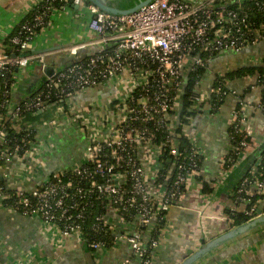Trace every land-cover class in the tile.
I'll list each match as a JSON object with an SVG mask.
<instances>
[{
	"label": "built area",
	"instance_id": "obj_1",
	"mask_svg": "<svg viewBox=\"0 0 264 264\" xmlns=\"http://www.w3.org/2000/svg\"><path fill=\"white\" fill-rule=\"evenodd\" d=\"M61 1L78 6L86 4V0ZM215 1L153 0L125 15L106 13L92 3L87 4L93 15L89 27L95 35L92 44L97 48L90 53L94 56L66 71L55 73L48 81L49 90L54 84L61 85V112L70 107L88 136L85 157L79 166L56 171L51 174L52 178L49 175L42 182L36 181L26 168L33 185L15 188L13 195L7 192L6 189L11 188L7 183L1 185V205L4 200H11L16 206L5 207L15 211L21 207L20 213L40 217L59 227L53 219H74L69 213L77 205L68 203L72 198L70 189H75L81 196L95 191L97 198L106 202V212L97 216L95 226L108 231L114 239L110 246L93 240L88 244L91 251L95 254L109 251L125 242L141 264H152L158 240L152 239L150 229L155 227L158 219L167 220V213L184 197L188 181L200 176L198 157L201 158L203 151L190 132L192 116L181 115L189 74L207 64L202 54L241 52L264 40L259 31L251 35L244 19L239 20L233 10L214 7ZM24 28L35 36L32 25ZM12 42L19 44L21 51H26L31 43L19 38H13ZM89 43L71 46L68 52L73 58L78 57ZM44 62V56L25 54L9 57L0 45V70L13 65L21 72L33 64L43 66ZM1 76L0 72V108L8 107L9 97L15 92L18 82L15 76L11 88L4 89L6 85ZM202 80L197 81L199 96L196 107L208 102L214 94H221V99H226L229 92L220 86L206 90L201 87ZM110 82H124L128 85L127 92L102 109L76 104V96L80 93L100 89ZM260 88L264 89V84ZM44 100V95L39 93L26 101L23 109L41 114L45 109ZM258 107L262 108L260 104ZM23 109L13 106L8 118L0 112L1 144L7 145L3 121L11 118L20 122ZM243 111V107L235 109L233 123L237 131L252 137L251 128L243 123ZM15 127L19 129L18 124ZM182 140L187 142L183 150L180 149ZM33 148L15 145L2 149L0 159L4 160V165L0 167V176L8 175L5 165L14 160L32 159ZM250 149L251 146L246 145V150ZM243 157L245 154L228 169L222 166L223 171L235 168ZM255 171V167L252 168V174L255 175ZM67 173L86 179L89 190L84 191L72 179L64 180ZM254 191L264 194V179L242 180L229 211L248 214L255 211L254 207L246 208L248 199L243 196ZM76 217L80 219L84 215L79 213ZM61 230L66 235L76 233L83 242L79 225H69ZM123 264H129V260Z\"/></svg>",
	"mask_w": 264,
	"mask_h": 264
},
{
	"label": "crops",
	"instance_id": "obj_2",
	"mask_svg": "<svg viewBox=\"0 0 264 264\" xmlns=\"http://www.w3.org/2000/svg\"><path fill=\"white\" fill-rule=\"evenodd\" d=\"M41 1L44 0H0V45L14 25ZM92 18L86 4L71 3L53 9L48 23L35 34L26 54L44 56V65L53 66L57 72L69 61L94 52L97 48L92 44L95 35L89 27ZM82 42L90 43L73 58L69 47ZM263 60L264 40H259L241 52L220 54L209 63L201 82L206 90L213 87L216 76L232 71H239V74L226 79L229 93L217 110L210 101L202 106L195 105L199 112L192 117L190 132L203 151L200 178L188 181L179 205L167 213L165 225L159 230L152 264H181L204 243L235 227L231 226L230 218H226V210L230 209L234 190L247 172L250 159L243 157L227 172L222 166L233 149L230 127L235 109L243 107V123L251 128L255 147L264 146V113L258 107L261 88L256 84L257 73H241L248 66L262 64ZM44 77L48 78L43 66L38 64L21 71L17 76L15 97L21 98L23 94H18V90L24 92L26 85H33ZM127 86L124 82H110L100 89H88L76 96V104L102 109L121 98ZM42 117L32 159L14 160L5 165L8 175L0 176L11 189L33 185L28 178L30 172L36 181L42 182L56 171L82 164L89 139L70 107L62 113L59 104L50 105ZM26 168L30 172L26 173ZM204 186L212 187V191L204 192ZM116 224L121 229V225ZM87 253L92 255L94 264H123L127 259L129 264H141L125 242L95 254L86 250L76 233L66 235L58 226L40 217L24 215L0 203V264H88ZM197 264H264V226L215 249Z\"/></svg>",
	"mask_w": 264,
	"mask_h": 264
},
{
	"label": "trees",
	"instance_id": "obj_3",
	"mask_svg": "<svg viewBox=\"0 0 264 264\" xmlns=\"http://www.w3.org/2000/svg\"><path fill=\"white\" fill-rule=\"evenodd\" d=\"M71 3H67L61 0H44L39 2L37 5H35L18 23L14 25V27L11 29L9 33L3 38L2 40V47L5 50V52L8 54L9 57L15 58L20 55H25L27 51H21L18 49L20 47L19 44L12 42L13 38H19L22 40H29L32 41L34 36L30 35L29 32H27L24 28L25 25H32L33 30L35 31V34L44 27L48 21L51 12L55 8H59L61 6L69 5ZM90 4L88 0H86V5ZM214 7H224L229 10H233L237 13V18L239 20H243L245 22V25L247 26V29H249V32L251 35H253L254 31H259L262 35V38L264 39V28H262V25H264V5L263 0H217L213 4ZM42 18V19H39ZM93 54H85L80 58V60H72L69 61L68 64H65L62 66L56 73L59 74L63 71H66L67 68L72 67L75 64H80L83 62L88 61ZM219 54H212V55H206L202 54V57L207 60V64L204 67H201L197 69L196 71L189 74L186 86H185V93H184V104L183 109L181 111V115H189V116H196V114L199 112V109L195 108V105L197 104V99L199 94L197 93L198 85L197 81H200L203 79L204 74L209 66V63L215 59ZM77 60V61H76ZM245 71H241V73H247V74H253L254 71H256V84L260 87L264 84V60L263 63L260 65H257L255 67L248 66L244 68ZM0 72L2 73L1 80L6 87L4 89L11 88V85L15 81V76H18L20 71L17 69L16 66L13 65H7L4 66ZM239 74V71H232L228 72L227 75L224 76H216L213 81V87H221V89L225 92H229L228 87L226 86V82L229 77L235 78L236 75ZM229 80V79H228ZM48 81L49 77H44L40 80H38L33 85H26V88L24 92L22 93L23 97L16 98L14 93H11L9 97L8 107H1L0 112L4 114V116H7L9 112L12 110L13 106H20L22 109L24 108V104L26 101L32 100L37 94L42 93L45 97L44 103H45V109H47L48 106L53 105L56 106L60 104V97H59V91L60 86L54 84L53 88L49 90L48 87ZM222 95H216L214 94L211 99L209 100L211 105L213 106L214 110H217L221 103L224 102L225 99H221ZM204 103H200V106H202ZM262 106V111L264 113V89L261 90V98L260 103ZM68 108V106H66ZM238 108V107H237ZM43 111V112H44ZM22 120L20 122H16L14 119H7L5 118V121H3V127L5 131L7 132V145L0 143V152L5 147H13L15 145H20L21 147L28 148L30 146H33L35 143V135L37 132V126L40 122H42L43 118L42 113L38 114L35 112H31L28 110H22ZM16 124L19 125V129H17L15 126ZM230 137L231 141L233 143V149L230 151L228 156H226L223 167L228 169L231 167L239 158L241 155H244L248 159V170L244 174L242 178H240V182L246 178H248L250 181H253L256 177L258 179H264V146L262 147H255L254 141L252 137L245 135L244 133H240L236 130V125L233 123L230 127ZM245 144V145H244ZM246 145L251 146L250 150H246ZM8 146V147H7ZM187 146V142L185 140H182V144H180V149L183 150ZM251 152V150H253ZM251 157V158H250ZM244 158V159H245ZM198 163L201 165L202 161L201 158L198 157ZM4 165V160L0 159V167ZM255 167V175L252 174L251 170ZM52 178V175H51ZM50 178V179H51ZM72 179L74 183L80 184L84 191L89 190L88 181L86 179H82L80 176L77 175H71V173H67L64 180ZM200 178V176H199ZM239 182V183H240ZM5 185L4 179H0V186ZM239 185V184H238ZM43 187V186H42ZM208 188V189H207ZM8 193L11 195L14 194L13 189L7 188L6 189ZM72 198L68 201L69 205H77L76 208L70 209L69 215H72L74 219H53V222H57L59 224V227L63 230L69 225L73 226L74 224H77L81 227L82 232V238L83 243L87 251H91L90 246L88 244L92 242L93 240L97 241H103L108 246L112 245L113 237L112 235L102 229L96 228L97 223V216L103 215L106 212V202L102 198H97V193L91 192L85 196H81L77 194L76 190L71 188L70 189ZM204 192H211L212 187H206L204 186L203 189ZM237 192V188L234 190V193ZM248 199L247 207L248 209L254 207L255 211L252 213H246L245 211L240 212H230L228 209L226 210V213H228V217L231 220V226H237L240 225L247 220L251 219L253 216H255L259 210L264 211V206H260L261 201L264 199V194L260 193L258 191H254L251 194L244 195ZM16 206L11 200H4L3 206ZM17 211L21 212V207L16 208ZM82 213L84 217L78 219L76 216ZM166 219H158L156 222V225L154 228L150 229V235L152 239L158 240V234L159 230L164 227ZM97 229V231H96ZM92 252V251H91Z\"/></svg>",
	"mask_w": 264,
	"mask_h": 264
},
{
	"label": "water",
	"instance_id": "obj_4",
	"mask_svg": "<svg viewBox=\"0 0 264 264\" xmlns=\"http://www.w3.org/2000/svg\"><path fill=\"white\" fill-rule=\"evenodd\" d=\"M90 3L98 7L101 11L114 14L125 15L138 10L140 7L150 3L153 0H88ZM43 69L48 77H52L56 71L53 66L43 65ZM22 94L23 90L17 92ZM258 215L247 220L246 222L237 225L228 231L214 237L209 242L204 243L197 251L185 259L181 264H197L209 253L215 249L222 247L226 243L238 239L247 233L257 230L264 226V212L258 211ZM88 264H94L93 257L87 253Z\"/></svg>",
	"mask_w": 264,
	"mask_h": 264
}]
</instances>
